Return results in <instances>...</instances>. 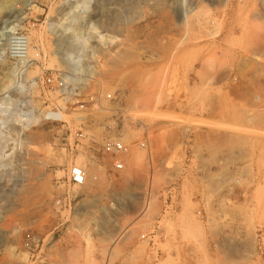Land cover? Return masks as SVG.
I'll return each instance as SVG.
<instances>
[{"label": "rangeland", "instance_id": "1", "mask_svg": "<svg viewBox=\"0 0 264 264\" xmlns=\"http://www.w3.org/2000/svg\"><path fill=\"white\" fill-rule=\"evenodd\" d=\"M23 2L0 11V125L10 129L0 134V264H30L28 228L54 243L55 264H264V0ZM13 31L38 53L20 81L5 51ZM73 35L98 38L75 53L74 77L84 91H120L131 146L119 177L77 154L87 179L74 187L59 146L66 126H21L31 104L42 114L61 104L27 81L66 66L58 50ZM70 112L62 119L77 128L83 114ZM84 126L97 149L101 131Z\"/></svg>", "mask_w": 264, "mask_h": 264}, {"label": "built area", "instance_id": "2", "mask_svg": "<svg viewBox=\"0 0 264 264\" xmlns=\"http://www.w3.org/2000/svg\"><path fill=\"white\" fill-rule=\"evenodd\" d=\"M90 42L97 43L98 40L93 37V40H89ZM29 45V36L26 32L13 31L7 34L5 51L8 58L13 62V69L19 81L22 80V74H26L27 69L34 61L28 55ZM89 52H96V50L91 49ZM75 67L77 66L74 64L72 66L64 65L61 68L42 70L40 76L27 81L29 86L33 85L35 87L39 85L47 93L56 95L61 100V104L51 100L52 102L49 104L51 107L46 111L49 115L44 118L50 123L58 122L62 126H66L60 138L59 146L67 159L64 180L72 187L85 185L87 179L84 165L75 162L77 154L86 153L84 155L88 161L90 160L92 166H95L98 170H103L106 176L119 177L120 173L125 171L126 157L131 148L125 138L124 126L126 122L115 108V105L119 102L120 91H103L101 88L93 91H84V87L88 85L85 83L86 81L75 78L70 73ZM81 68H83V65L78 63V70ZM102 101L109 102V107L101 106ZM100 107H103L107 113L100 120L95 121L94 112ZM1 110L2 108H0ZM69 110L71 111L70 113L79 112L83 114L76 117L79 125L77 128H70L67 121L57 116V112ZM4 111L8 113L9 109L5 108ZM85 123L96 125L101 131V144L97 149L93 148L91 143H89L94 138L91 130L92 126L86 128L84 126ZM7 124L5 122L4 126L0 125V134L1 132L10 133ZM84 141L86 143H83ZM137 146L146 149V141H139ZM4 154L7 156L9 152L5 151ZM97 177L96 174H93L91 179L97 180ZM58 197L55 202L58 207H62L63 210L70 207V201L72 200L70 197L67 195L59 199ZM53 245L54 243L44 242V237L32 228L25 230L21 238V246L27 252L30 264H55L54 261H51L49 252Z\"/></svg>", "mask_w": 264, "mask_h": 264}, {"label": "bare ground", "instance_id": "3", "mask_svg": "<svg viewBox=\"0 0 264 264\" xmlns=\"http://www.w3.org/2000/svg\"><path fill=\"white\" fill-rule=\"evenodd\" d=\"M15 1H17V0H2L0 3V11L7 10L8 8H10L12 3ZM31 1L32 0H24L23 3H24V5H27ZM87 27L89 30H92L93 32L96 33V35H94V36H98L97 35L98 32L95 31L96 26L92 22L89 23ZM97 39L98 38H96V40ZM87 45H88V38L87 37H84L82 35H80V36L79 35H73L68 40V44H67L66 48L64 50L61 48H60V50H58V52L60 53V57L62 59V62L67 63L66 66H72L74 64L77 66L70 71V73L73 74V77H74V75H76V70H78V63H79V58L76 57L75 53L86 49ZM36 50H37V47L35 46V44L32 46L29 45L28 55L30 58H33V60H34V56L35 57L38 56V53H36V55L34 53V52H36ZM88 68H89V66H88ZM88 68H86V69H88ZM85 72H87V71H85ZM93 72H94V69L89 68L88 74L85 77H90L93 74ZM31 88H33V85ZM30 104H31V102H30V100H28V105L30 106ZM48 115H49L48 112H45L44 114H42L41 111H38L37 108L35 106H32V104H31L30 109L27 110V112L25 113V118L22 119L23 122H22L21 126L23 129H28L32 124L39 122L40 117L44 118L45 116H48ZM57 116H59L61 119L63 118L61 111L57 112ZM0 225H1V223H0Z\"/></svg>", "mask_w": 264, "mask_h": 264}]
</instances>
